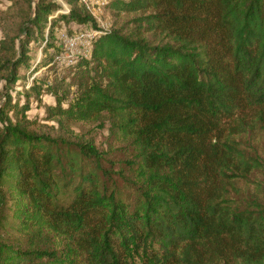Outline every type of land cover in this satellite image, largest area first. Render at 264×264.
Returning a JSON list of instances; mask_svg holds the SVG:
<instances>
[{"label":"trees","instance_id":"trees-1","mask_svg":"<svg viewBox=\"0 0 264 264\" xmlns=\"http://www.w3.org/2000/svg\"><path fill=\"white\" fill-rule=\"evenodd\" d=\"M61 1L55 16L27 0L0 79L22 82L30 43L53 60L56 30L95 27ZM108 16L89 60L29 87L61 125L106 117L105 151L36 132L0 95V264H264V0H115Z\"/></svg>","mask_w":264,"mask_h":264},{"label":"rangeland","instance_id":"rangeland-1","mask_svg":"<svg viewBox=\"0 0 264 264\" xmlns=\"http://www.w3.org/2000/svg\"><path fill=\"white\" fill-rule=\"evenodd\" d=\"M60 1L61 0H55L57 4H59ZM66 7L68 6L66 5ZM26 11L27 0H15L14 2L0 0V40H2L4 33H14L17 31V26L24 18ZM109 13L113 17L116 25H122L127 20L124 14L115 17L116 13L112 11ZM66 26L71 28V30H78L83 27L75 26L74 24H68ZM44 35H46L45 32ZM43 46L44 44L42 41L30 43L27 53L29 56L28 65L20 67L19 69L22 82L19 81L12 85L0 79V95L7 92L12 104H17L20 107L25 104L29 106V110L25 113V118L30 122L29 127L36 132L45 133L52 137L66 138L71 141L93 143L100 150L105 151L109 143V123L106 117L91 123L69 122L62 123L61 125L57 118L50 120L47 116V107L55 105L52 96L45 94L41 88L38 89L39 93L29 88L33 86L31 81L32 77H37L42 82L44 80H52L54 78L53 74H57V76L65 74V71L59 72L55 70L56 72H54L51 68L46 69L52 61V51L50 48L44 49L43 51ZM44 53L45 57L43 56ZM0 100L1 106L4 100L2 98H0ZM12 114L13 113L10 112L8 116L13 122H16V118Z\"/></svg>","mask_w":264,"mask_h":264},{"label":"built area","instance_id":"built-area-1","mask_svg":"<svg viewBox=\"0 0 264 264\" xmlns=\"http://www.w3.org/2000/svg\"><path fill=\"white\" fill-rule=\"evenodd\" d=\"M115 0H80V4L90 15L95 27H82L78 30L67 31L66 28L56 30V40L60 52L55 55L51 65L60 69L71 68L79 60H89L92 56L93 44L97 38L109 32L111 20L108 16V8ZM62 9L55 13H66L69 8L61 1Z\"/></svg>","mask_w":264,"mask_h":264}]
</instances>
